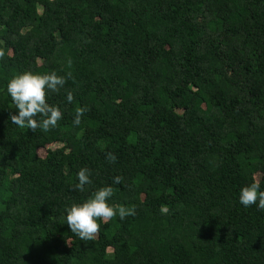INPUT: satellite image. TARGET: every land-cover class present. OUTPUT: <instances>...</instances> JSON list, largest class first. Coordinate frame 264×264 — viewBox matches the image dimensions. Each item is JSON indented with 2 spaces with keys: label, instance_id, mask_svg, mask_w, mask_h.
Returning <instances> with one entry per match:
<instances>
[{
  "label": "trees",
  "instance_id": "1",
  "mask_svg": "<svg viewBox=\"0 0 264 264\" xmlns=\"http://www.w3.org/2000/svg\"><path fill=\"white\" fill-rule=\"evenodd\" d=\"M25 71L66 80L47 132L10 122ZM253 181L264 0H0V264H264V211L238 199ZM104 186L135 214L81 241L66 210Z\"/></svg>",
  "mask_w": 264,
  "mask_h": 264
},
{
  "label": "clouds",
  "instance_id": "2",
  "mask_svg": "<svg viewBox=\"0 0 264 264\" xmlns=\"http://www.w3.org/2000/svg\"><path fill=\"white\" fill-rule=\"evenodd\" d=\"M69 66L71 61L68 62ZM66 83L63 76L56 72L34 73L25 71L18 73L7 82L6 91L11 97L15 114L10 113V122L20 128L30 129L35 132L37 128L47 132L57 126L62 119L61 110L47 102L48 92H58ZM67 101L73 100L71 92L67 94ZM85 109L78 108L73 119L74 125L81 123V117ZM40 119L37 120L36 117ZM108 160L114 162L116 156L108 154ZM77 183L75 188L84 191L85 186L91 183L90 170L81 168L77 173ZM121 178L116 176L113 183L119 184ZM113 196V188L104 186L95 191L92 196L82 203L73 204L66 212L65 222L70 231L77 235L81 241L87 242L94 239L100 229V222L106 223L111 218L118 216L121 220L129 215L135 214V209L120 206L115 208L108 203ZM239 203L248 208L255 205L259 210L264 211V188L257 181L243 186L238 194ZM162 211L167 212V209Z\"/></svg>",
  "mask_w": 264,
  "mask_h": 264
},
{
  "label": "rangeland",
  "instance_id": "3",
  "mask_svg": "<svg viewBox=\"0 0 264 264\" xmlns=\"http://www.w3.org/2000/svg\"><path fill=\"white\" fill-rule=\"evenodd\" d=\"M56 145L54 144L52 147H55Z\"/></svg>",
  "mask_w": 264,
  "mask_h": 264
}]
</instances>
